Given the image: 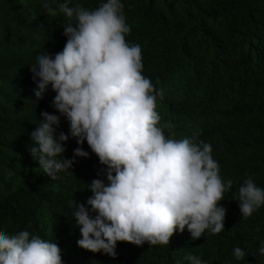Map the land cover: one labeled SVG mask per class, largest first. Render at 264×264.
Wrapping results in <instances>:
<instances>
[{"label":"trees","instance_id":"16d2710c","mask_svg":"<svg viewBox=\"0 0 264 264\" xmlns=\"http://www.w3.org/2000/svg\"><path fill=\"white\" fill-rule=\"evenodd\" d=\"M53 7L64 0H49ZM106 0H69L95 9ZM130 32L129 44H139L143 75L157 90L161 124L166 135L180 140L194 130L212 146L221 177L233 181L220 205L226 209L224 230H206L192 240L185 227L168 245L136 246L117 242L115 256L78 247L79 226L72 201L85 204L87 185L95 174L107 184L105 170L85 141L87 158L75 157L72 168L52 180L30 152V133L41 112L60 115L53 107L56 93L48 86L43 99L33 95L29 70L41 53L62 51L69 22L50 16L42 0H0V231L13 235L27 230L55 242L63 264H190L188 254L202 264H237L233 249L245 251L247 264H264V205L244 218L233 195L249 176L264 189V0H121ZM35 14L36 19H32ZM64 132V158L78 147L69 124L60 117L56 134ZM33 145L30 144V147ZM24 152L15 163V153ZM73 173V174H72ZM95 216V213H91Z\"/></svg>","mask_w":264,"mask_h":264},{"label":"clouds","instance_id":"9594fccd","mask_svg":"<svg viewBox=\"0 0 264 264\" xmlns=\"http://www.w3.org/2000/svg\"><path fill=\"white\" fill-rule=\"evenodd\" d=\"M42 7L50 16L63 14L69 21L63 27L67 39L62 51L41 53L29 67L36 100L43 99L51 85L56 93L52 107L60 115L40 113L43 119L30 133L27 152L52 180L70 170L75 157L81 162L88 157L82 148L85 141L106 166L107 184L90 167L94 176L87 185L92 193L86 200L90 207L72 201V215L82 237L78 247L114 257L117 242L168 245L174 233H182L185 227L192 240L206 230L222 232L226 209L220 202L233 181L221 177L212 146L199 139L201 131L180 140L165 134V129L171 133L172 126L161 124L156 110L163 91L143 75L140 45L126 40L130 27L121 0H106L95 9L70 7L69 0L53 7L49 0H42ZM61 116L78 145L73 158L63 157L69 135L56 134ZM23 153H15V163ZM233 199L248 218L264 205V189L249 176ZM259 254L264 255V246ZM233 255L237 264H247L240 247L233 249ZM185 259L202 264L192 254ZM0 264L63 261L55 242L27 230L13 235L0 231Z\"/></svg>","mask_w":264,"mask_h":264},{"label":"rangeland","instance_id":"374dc122","mask_svg":"<svg viewBox=\"0 0 264 264\" xmlns=\"http://www.w3.org/2000/svg\"><path fill=\"white\" fill-rule=\"evenodd\" d=\"M35 57H37V56H35Z\"/></svg>","mask_w":264,"mask_h":264}]
</instances>
